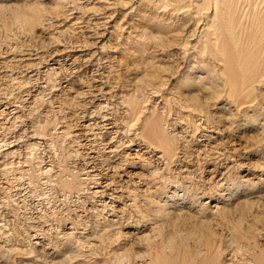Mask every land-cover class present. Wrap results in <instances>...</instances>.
<instances>
[{
	"label": "rangeland",
	"instance_id": "1",
	"mask_svg": "<svg viewBox=\"0 0 264 264\" xmlns=\"http://www.w3.org/2000/svg\"><path fill=\"white\" fill-rule=\"evenodd\" d=\"M0 264H264V0H0Z\"/></svg>",
	"mask_w": 264,
	"mask_h": 264
},
{
	"label": "bare ground",
	"instance_id": "2",
	"mask_svg": "<svg viewBox=\"0 0 264 264\" xmlns=\"http://www.w3.org/2000/svg\"><path fill=\"white\" fill-rule=\"evenodd\" d=\"M37 243V242H36Z\"/></svg>",
	"mask_w": 264,
	"mask_h": 264
}]
</instances>
